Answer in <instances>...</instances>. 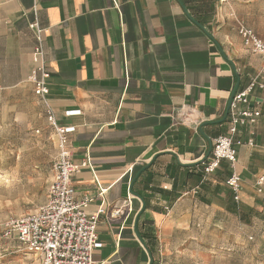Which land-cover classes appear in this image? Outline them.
Wrapping results in <instances>:
<instances>
[{"label": "crops", "instance_id": "obj_1", "mask_svg": "<svg viewBox=\"0 0 264 264\" xmlns=\"http://www.w3.org/2000/svg\"><path fill=\"white\" fill-rule=\"evenodd\" d=\"M36 15L45 29L46 102L35 92L29 25ZM241 24L264 41V0H0V95L14 98L15 117H22L16 104L29 95L41 108L38 120L51 125L49 106L58 125L74 127L72 162H87L72 178L76 197L89 198V215L106 211L94 251L100 264H149L136 230L152 250L165 243L171 253L179 251L171 241L183 230L204 237L216 218L238 208L226 184L229 162L210 173V157L186 164L199 162L209 139L228 132L227 121H217L237 82L231 62L239 88L257 77L264 83V59L244 45ZM250 101L261 118L235 137L234 170L245 185L264 176V88ZM55 146L56 159V134ZM135 193L146 205L137 227L143 203Z\"/></svg>", "mask_w": 264, "mask_h": 264}, {"label": "rangeland", "instance_id": "obj_2", "mask_svg": "<svg viewBox=\"0 0 264 264\" xmlns=\"http://www.w3.org/2000/svg\"><path fill=\"white\" fill-rule=\"evenodd\" d=\"M13 99L0 95V225L46 201L57 153L54 128L37 118L41 108L27 95L16 104L22 117H15ZM242 190L238 201L232 197L238 208L216 218L206 236L190 238L183 230L171 241L179 251L168 253L165 243L153 248L155 264H264V190L243 179ZM18 263L38 264L14 235L0 229V264Z\"/></svg>", "mask_w": 264, "mask_h": 264}, {"label": "built area", "instance_id": "obj_3", "mask_svg": "<svg viewBox=\"0 0 264 264\" xmlns=\"http://www.w3.org/2000/svg\"><path fill=\"white\" fill-rule=\"evenodd\" d=\"M29 26L36 37L32 58L39 78L36 80L35 92L46 102L49 93L47 80L50 73L47 70L45 56V29L37 15ZM239 32L244 45L264 59V41L242 24ZM256 88H264V83L260 82L258 77L235 93L227 116L228 132L214 140L211 156L204 167V171L210 173L215 171L222 161L230 163L233 172L226 180V184L230 187L235 201L240 199L242 190V178L234 170L238 157L235 137L241 128L255 125L261 118V110L251 106L250 101V96ZM46 113L58 141V155L54 161V177L49 186L48 199L34 212L7 220L0 225V229L5 235H15L41 264H100L94 258V251L101 246L98 223L106 211L100 208L96 214L89 215L87 212L89 198L76 197L72 178L81 168L87 166V162L81 165L72 162L68 135L75 130L74 127L58 125L54 111L49 106ZM255 185L258 191L262 192L264 176L258 178ZM120 211L118 209L114 214L118 215Z\"/></svg>", "mask_w": 264, "mask_h": 264}, {"label": "water", "instance_id": "obj_4", "mask_svg": "<svg viewBox=\"0 0 264 264\" xmlns=\"http://www.w3.org/2000/svg\"><path fill=\"white\" fill-rule=\"evenodd\" d=\"M188 13V12H187ZM189 15V17L191 18V20H193L199 27H201L208 35H209V37L215 42V44L219 47V49L221 50V52L223 53V54H225L224 53V51H223V49H222V47L220 46V44L218 43V41L205 29V27L201 24V23H199L196 19H194L190 14H188ZM231 64H232V66H233V69H234V72L236 73V76H237V82H236V85H235V87H234V89H233V91H232V94H231V96H230V100H229V103H228V106H227V110H226V112H225V115H224V117L221 119V120H218L217 122L218 123H222V122H224V121H227V116H228V113H229V109H230V105H231V102H232V99H233V97H234V95H235V93L237 92V90L239 89V87H240V80H239V75L237 74V69H236V67H235V65L233 64V62H231ZM202 131V130H201ZM203 132V131H202ZM204 134V133H203ZM212 148H213V142L211 141V139H209V149H208V151H207V153L205 154V156L199 161V162H197V163H189V164H186L187 166H193V165H196V164H200V163H202V162H205L209 157H210V154H211V152H212ZM155 158L156 157H154L153 158V160H155ZM152 160V161H153ZM150 165H151V162L150 163H148V164H146L145 166H143L137 173H136V175L134 176V178H133V180H132V182H131V186L136 182V180L138 179V177L141 175V173L142 172H144L146 169H148L149 167H150ZM135 195L136 196H138L141 200H142V203H143V205H142V208H141V210H140V212H139V214H138V216H137V218H136V226L135 227H137V222H138V219H139V216L144 212V210H145V207H146V205H145V201H144V199L139 195V194H137V193H135ZM136 233H137V237H138V239L142 242V244L143 245H145V242H144V240H143V238L141 237V235L139 234V232H138V230H136ZM148 250V249H147ZM148 254H149V264H153V262H154V258H153V255L150 253V251L148 250Z\"/></svg>", "mask_w": 264, "mask_h": 264}, {"label": "trees", "instance_id": "obj_5", "mask_svg": "<svg viewBox=\"0 0 264 264\" xmlns=\"http://www.w3.org/2000/svg\"><path fill=\"white\" fill-rule=\"evenodd\" d=\"M243 216H245V215H243ZM241 217H242V214H241ZM141 237L143 238V240L145 239L144 236L141 235ZM145 246L150 251V253L153 255L154 252H153L152 248H150V246L147 242H145ZM153 264H155V262H153Z\"/></svg>", "mask_w": 264, "mask_h": 264}]
</instances>
